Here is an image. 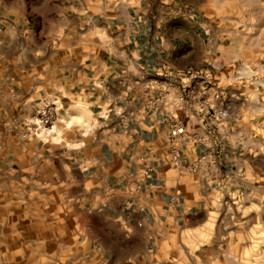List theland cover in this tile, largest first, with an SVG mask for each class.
<instances>
[{"label":"crops","instance_id":"obj_1","mask_svg":"<svg viewBox=\"0 0 264 264\" xmlns=\"http://www.w3.org/2000/svg\"><path fill=\"white\" fill-rule=\"evenodd\" d=\"M13 1L0 0V110H7L0 118L14 108L25 117L49 98L57 105L52 140L0 142V171L21 185L5 194L22 196L32 223L28 245L44 248L39 256L53 264H192L197 248L217 241L228 200L264 194V77L236 82L230 63L239 58L220 60L221 39L240 52L235 30L220 24L257 25L264 0H58L72 11L58 21L71 23L77 45L25 46L19 61ZM51 23L57 33V10ZM35 31L44 46V21ZM34 35L27 29L22 41ZM167 73L187 84H200L189 74L212 78L225 94L230 116L215 172L170 162L162 115L144 108L133 85ZM179 107L171 98L165 110L186 124L180 155L188 164L205 150L191 138L202 123ZM149 151L152 172L143 178L140 158ZM227 229V244H237L238 228Z\"/></svg>","mask_w":264,"mask_h":264},{"label":"rangeland","instance_id":"obj_2","mask_svg":"<svg viewBox=\"0 0 264 264\" xmlns=\"http://www.w3.org/2000/svg\"><path fill=\"white\" fill-rule=\"evenodd\" d=\"M13 3L15 6L11 17L14 18V21L12 23L13 27L9 28L15 34L13 42L15 60L17 58L18 61L20 60L21 49L25 46L31 48L46 47L49 51L55 48L77 45L76 39L79 35L70 34L68 28L71 23H59L58 21L60 16H65L69 20L72 11L68 6L65 8L59 7L58 0L57 2L48 0L45 5L41 6L36 5L37 0H14ZM54 3H57V6ZM232 9L238 14V11L241 10V8L236 7H232ZM56 10L57 33L54 32L53 24L51 23ZM43 21L47 35H49L45 39L44 46L41 44V37L35 31ZM220 27L227 33L232 29L235 30L236 35L233 42L240 49L237 55L232 47L229 46V38L221 39L220 51L223 52V58L221 57L222 59L220 60L224 62V59L229 60L237 57L239 58L238 61L233 60L230 66L237 68L242 64H250L259 70L258 74L251 78L261 79L264 77V70H261V65H264V37L260 36L264 34V21H259L257 25L246 23L245 20L224 22L220 24ZM27 29L34 31L36 35L25 38L23 42L22 34ZM241 31L243 33L240 36L237 33ZM254 31L256 33L253 34L252 32ZM246 34L249 35L247 36ZM257 34L260 37H257ZM93 36L101 40L98 30L94 29ZM81 38L83 41L85 40V36ZM44 104H52L54 107L56 125L57 105L50 101V98L43 103L33 104L32 113L22 118L15 114L19 108H14L12 116L0 118V123L3 127L0 130V142H25L30 138H37L41 141L52 140L55 136V126L53 131L48 134L33 130L32 122L36 118V111ZM0 112L4 116L7 110L3 108ZM20 189V184L7 182L4 171H0V264H53L45 262L44 258L39 256L40 254L44 255V248L28 245L27 241L32 235L30 232V224L32 223L27 221L29 219L28 210L27 207H23L22 196L20 194H5L7 190ZM228 201L229 203L225 205L223 210L222 225L218 231L217 241L207 248H197L196 255L193 254L192 264H264V194H251L243 199ZM32 218L36 219V216ZM25 220L26 222H23ZM230 226L238 228L237 244L235 245L227 244L229 242L227 236L229 238L230 234L227 228Z\"/></svg>","mask_w":264,"mask_h":264},{"label":"built area","instance_id":"obj_3","mask_svg":"<svg viewBox=\"0 0 264 264\" xmlns=\"http://www.w3.org/2000/svg\"><path fill=\"white\" fill-rule=\"evenodd\" d=\"M259 70L250 64H242L235 68L232 79L239 83H245L247 79L258 74ZM193 80H199L196 85L183 81L178 76L167 73L163 79L151 78L133 85H140L143 95V106L151 113H160L162 122L166 125L167 136L165 148L170 162L179 170H205L215 172L218 170L217 144L225 140L227 133V120L230 112L226 106L224 92L212 78L199 77L198 74H189ZM206 77H210L206 75ZM126 91L132 89V85L124 83ZM171 98L179 104L184 118H192L197 115L202 123V130L192 132V140L205 147L191 163L186 164L180 155V146L187 136L186 124L183 119L165 110ZM56 121V113L52 104H44L36 111V118L32 122L34 131L48 134L53 131ZM153 153L149 151L140 159L143 163L141 175L149 178L152 172L150 159Z\"/></svg>","mask_w":264,"mask_h":264},{"label":"bare ground","instance_id":"obj_4","mask_svg":"<svg viewBox=\"0 0 264 264\" xmlns=\"http://www.w3.org/2000/svg\"><path fill=\"white\" fill-rule=\"evenodd\" d=\"M80 112V111H79ZM80 113H83V112H80ZM81 116H85L84 114L83 115H81ZM78 117H80V116H77V118ZM81 119V118H80ZM80 119H78V120H80ZM83 119H85V117H83ZM67 121V120H66ZM86 122V121H85Z\"/></svg>","mask_w":264,"mask_h":264}]
</instances>
